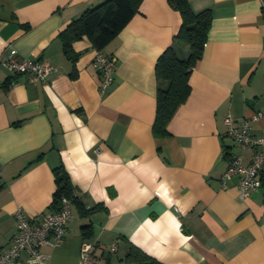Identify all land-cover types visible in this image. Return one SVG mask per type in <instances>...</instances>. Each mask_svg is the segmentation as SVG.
<instances>
[{"label": "crops", "instance_id": "crops-1", "mask_svg": "<svg viewBox=\"0 0 264 264\" xmlns=\"http://www.w3.org/2000/svg\"><path fill=\"white\" fill-rule=\"evenodd\" d=\"M103 1L0 0V252L18 208L34 218L52 210L61 166L77 201L63 243L40 249L46 264H82L81 244L95 242L115 245L118 257L132 245L161 264H264V184L240 200L237 176L221 180L231 156L249 161L224 119L235 127L247 120L264 135V4L188 0L194 12L210 10L211 25L190 94L168 122L169 136L155 138V64L176 45L180 15L169 0H141L101 50L116 58L101 94L97 50L82 37L72 43V63L59 34ZM9 48L54 71L45 81L11 75L1 63ZM26 258L16 264H30Z\"/></svg>", "mask_w": 264, "mask_h": 264}, {"label": "trees", "instance_id": "trees-1", "mask_svg": "<svg viewBox=\"0 0 264 264\" xmlns=\"http://www.w3.org/2000/svg\"><path fill=\"white\" fill-rule=\"evenodd\" d=\"M264 4V0H261ZM141 0H104L85 9L78 17L60 32L63 54L74 63L77 55L72 49V43L87 37L94 49L101 51L127 25L137 12ZM171 6L178 11L181 24L175 36L176 45L166 48L155 64L157 81L155 119L152 133L155 138L168 137L166 126L177 108L183 104L190 94L188 84L192 68L201 59L204 45L211 25V12L204 9L194 12L188 0H169ZM177 45L187 48L182 55ZM56 174V190L53 193L52 209H57L62 198L71 202L77 197L69 183L68 176L61 166L54 169ZM84 235L91 234V226L83 225ZM107 252L101 264H161L150 258L134 246L118 257Z\"/></svg>", "mask_w": 264, "mask_h": 264}, {"label": "built area", "instance_id": "built-area-1", "mask_svg": "<svg viewBox=\"0 0 264 264\" xmlns=\"http://www.w3.org/2000/svg\"><path fill=\"white\" fill-rule=\"evenodd\" d=\"M1 63L11 75H27L33 80L45 81L54 71L43 60H31L18 58L14 49L9 48L5 59ZM93 67L99 75V90L103 94L113 83L116 58L106 55L102 51H96ZM227 134L234 140L242 152L249 153V161L243 163L241 155H234L228 159V165L222 175V183L233 176H237L238 198L244 200L252 193L257 192L264 184V135H255L251 132L250 122L241 121L239 127L233 125V118L227 116L224 119ZM2 172L0 170V181ZM71 201L62 198L57 209L42 213L38 217L28 216L22 209L14 212L16 231L6 248L0 252V264H16L22 254H26V262L30 264H46L47 255L41 252V248L60 246L64 241L66 226L71 219ZM107 251L113 253L115 245L106 247L101 243H82L80 258L82 264H100L95 252Z\"/></svg>", "mask_w": 264, "mask_h": 264}]
</instances>
